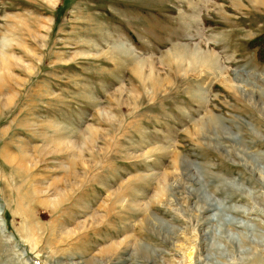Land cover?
<instances>
[{
	"label": "rangeland",
	"instance_id": "1",
	"mask_svg": "<svg viewBox=\"0 0 264 264\" xmlns=\"http://www.w3.org/2000/svg\"><path fill=\"white\" fill-rule=\"evenodd\" d=\"M264 0H0V264H264Z\"/></svg>",
	"mask_w": 264,
	"mask_h": 264
},
{
	"label": "trees",
	"instance_id": "2",
	"mask_svg": "<svg viewBox=\"0 0 264 264\" xmlns=\"http://www.w3.org/2000/svg\"><path fill=\"white\" fill-rule=\"evenodd\" d=\"M253 45L257 48L260 57L264 58V35L259 37Z\"/></svg>",
	"mask_w": 264,
	"mask_h": 264
}]
</instances>
